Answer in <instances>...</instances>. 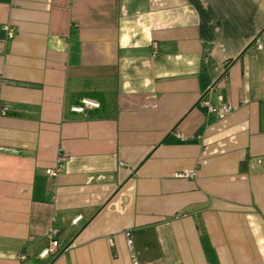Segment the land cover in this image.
<instances>
[{"label": "crops", "instance_id": "crops-1", "mask_svg": "<svg viewBox=\"0 0 264 264\" xmlns=\"http://www.w3.org/2000/svg\"><path fill=\"white\" fill-rule=\"evenodd\" d=\"M257 38L264 0H0V264H264Z\"/></svg>", "mask_w": 264, "mask_h": 264}, {"label": "built area", "instance_id": "built-area-1", "mask_svg": "<svg viewBox=\"0 0 264 264\" xmlns=\"http://www.w3.org/2000/svg\"><path fill=\"white\" fill-rule=\"evenodd\" d=\"M4 30L7 32V38L8 39L14 38V31L13 30L9 29L8 27H4ZM253 44H254L255 50L264 51V41L257 38V40ZM224 79H225V76H224ZM2 84H4V82L0 79V86ZM205 105L208 107L209 112L214 113L217 118H224L225 116L230 115L233 112H235L236 109L238 108V106H234L231 104H226V105L222 106L221 108H216V107L211 106L207 103ZM98 107H99V104L95 101H92V99L91 100L84 99V100H82L80 106L72 107L71 112L84 115L85 110H87V109L92 110V108L96 109ZM6 112H7L6 108L2 109V111H1V113H3V114H6ZM68 160H69V157L67 154H64V153L59 154V156L56 160L55 167L52 169H48L46 172L47 175L49 176V178H52V179L57 178V176L59 175V172L62 171L64 164H66L68 162ZM175 177L178 179L179 178H190L191 179L194 177V173L189 172V171H180V172L175 174ZM81 219H82V216H77L74 219H72L71 224L77 225L81 221ZM58 232H59L58 230H54V229L50 230V232H49V246L41 252V254L39 255V258L47 259L49 257H54L58 254V250L60 247L59 242L57 240ZM125 236L127 238L126 242H127L128 246L132 247L133 242H132L130 232L126 233ZM112 241L113 240L110 238L109 243L112 244L113 243Z\"/></svg>", "mask_w": 264, "mask_h": 264}]
</instances>
